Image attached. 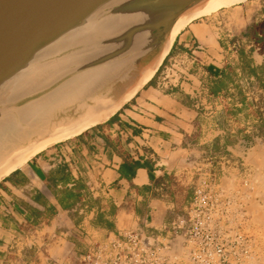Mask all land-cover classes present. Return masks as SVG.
<instances>
[{"label":"crops","instance_id":"crops-1","mask_svg":"<svg viewBox=\"0 0 264 264\" xmlns=\"http://www.w3.org/2000/svg\"><path fill=\"white\" fill-rule=\"evenodd\" d=\"M172 60V75L162 78ZM230 70L258 84L264 97V0L191 23L155 78L109 122L2 181L0 264L80 261L92 243L136 228L161 231L187 184L193 141L211 146L216 137V126L207 130L201 121L225 104ZM32 247L33 257H20ZM15 254L21 261H12Z\"/></svg>","mask_w":264,"mask_h":264},{"label":"water","instance_id":"water-1","mask_svg":"<svg viewBox=\"0 0 264 264\" xmlns=\"http://www.w3.org/2000/svg\"><path fill=\"white\" fill-rule=\"evenodd\" d=\"M248 1L0 0V183L109 122L191 23Z\"/></svg>","mask_w":264,"mask_h":264},{"label":"rangeland","instance_id":"rangeland-1","mask_svg":"<svg viewBox=\"0 0 264 264\" xmlns=\"http://www.w3.org/2000/svg\"><path fill=\"white\" fill-rule=\"evenodd\" d=\"M171 65H174L173 60L167 62L162 78H170ZM237 76V72L228 71L225 83L228 95L223 107L216 111V117L203 116V127L209 130L216 126L217 135L211 133L216 136L211 146H196L199 141H193L197 153L183 171L188 172L187 184L177 195V207L167 217L161 231H149L154 236L159 235L163 242L172 240L178 264H264V97L259 93L258 84L241 79L243 75L237 80ZM241 101L250 109L241 107ZM170 160L174 163L177 156L173 155ZM196 190H203L209 197L200 209L213 220H221L224 232L219 233L214 226L212 229L190 226V249L197 252L198 257L189 263L183 256L181 233L168 228L177 225L180 219H188ZM222 205L227 207L223 218ZM216 247L223 250L220 258L214 254ZM35 253L34 247L24 248L20 257H33ZM12 258L14 262L21 261L16 254ZM64 264H79V256L69 258Z\"/></svg>","mask_w":264,"mask_h":264},{"label":"built area","instance_id":"built-area-1","mask_svg":"<svg viewBox=\"0 0 264 264\" xmlns=\"http://www.w3.org/2000/svg\"><path fill=\"white\" fill-rule=\"evenodd\" d=\"M169 191H164L166 196L169 195ZM208 199L209 197L203 190H196L189 206L188 219H180L177 225L172 224V227L170 228L169 225L168 228L177 234L181 233L183 256L189 263L192 258L198 257V253L190 249L192 243L188 235L190 226L210 229L214 226L219 233L224 232L220 224L221 220H213L200 209L201 204ZM222 206L225 210L221 212V218L227 211V207ZM153 234L142 228H136L121 236L92 243L81 255L79 264H178L179 259L174 254L172 240L163 242L159 235L154 236ZM214 254L220 258L223 254L222 248L216 247Z\"/></svg>","mask_w":264,"mask_h":264},{"label":"bare ground","instance_id":"bare-ground-1","mask_svg":"<svg viewBox=\"0 0 264 264\" xmlns=\"http://www.w3.org/2000/svg\"><path fill=\"white\" fill-rule=\"evenodd\" d=\"M223 3L221 2H214L212 5H210L209 9L205 13H211L213 11H216ZM255 190H253L254 193ZM258 195V193H257ZM264 195V194H263ZM255 196V195H254ZM259 197V196H258ZM243 200V199H242ZM252 200V199H251ZM238 201V200H237ZM245 202V201H244ZM253 202V201H252ZM250 204V203H249ZM249 210V209H248ZM257 211V210H256ZM261 215V214H260ZM254 217V216H253ZM238 222V221H237Z\"/></svg>","mask_w":264,"mask_h":264}]
</instances>
